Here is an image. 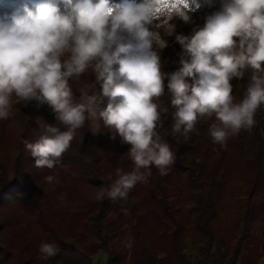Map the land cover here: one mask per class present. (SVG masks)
<instances>
[{"label":"clouds","instance_id":"9594fccd","mask_svg":"<svg viewBox=\"0 0 264 264\" xmlns=\"http://www.w3.org/2000/svg\"><path fill=\"white\" fill-rule=\"evenodd\" d=\"M201 8L214 9L203 26L191 35L177 33L175 21L191 24ZM172 36L183 50L177 53L181 67L165 73L160 51L168 47L164 37ZM87 73L95 81L74 98L71 82ZM246 76L237 100L231 81ZM166 89L175 109L172 131L185 140L203 117L215 118L208 131L221 145L252 129L264 106V0H24L0 13V120L13 116L16 105L35 102L36 108L48 105L64 126L45 125L46 134L35 143L21 138L34 166L61 165L86 121L93 134L102 124L113 140L118 135L130 146L132 169L117 167V178L98 187V200L126 201L153 166L167 175L174 154L157 131L168 112L158 103ZM45 180L59 183L54 175ZM58 251L56 242L41 243L39 259Z\"/></svg>","mask_w":264,"mask_h":264},{"label":"trees","instance_id":"16d2710c","mask_svg":"<svg viewBox=\"0 0 264 264\" xmlns=\"http://www.w3.org/2000/svg\"><path fill=\"white\" fill-rule=\"evenodd\" d=\"M23 3L0 0V13ZM210 12L195 17L182 33L202 27ZM164 38L162 71L172 73L181 67L177 53L183 50L174 36ZM94 81L91 73L72 81L74 98ZM231 83L233 95L241 99L247 76ZM170 101L166 89L158 103L168 112L157 131L174 162L163 176L153 166L147 182H138L126 201L96 198L98 187L117 178V167H133L130 146L118 135L113 140L102 124L101 132L93 134L92 122L86 121L61 165L47 169L34 166L21 138L35 143L46 134L45 125L63 129L52 109L18 104L13 116L0 120V264H93L100 251L107 254V264H258L264 257V106L252 129L229 135L221 145L209 135L214 117L200 118L187 140L173 133ZM106 103L104 98L101 107ZM48 175L59 183L48 184ZM188 237L195 240L190 262L183 256ZM44 242L59 246L47 261L39 259ZM160 253L166 257L158 260Z\"/></svg>","mask_w":264,"mask_h":264},{"label":"rangeland","instance_id":"374dc122","mask_svg":"<svg viewBox=\"0 0 264 264\" xmlns=\"http://www.w3.org/2000/svg\"><path fill=\"white\" fill-rule=\"evenodd\" d=\"M217 7H218V5H217ZM213 10L214 9L201 8V9H199L196 12L193 13L192 19H194L195 17H197V16H199V15H201L203 13H207V12H210V11H213ZM175 23L177 24V33H182L183 28L188 25V24H185V23H183L182 21H179V20L175 21ZM175 183H176V181H175ZM180 184L184 185V182H180ZM175 199L176 200L177 199H181V197H175ZM225 223L227 224V220H225ZM187 241H189V248H188V250L185 249V251L183 252V256L186 258V260L188 262H190V260H191V256H190L191 253L190 252H191V248H192L193 244L195 243V240L193 238L188 237ZM213 254H214V251H213ZM165 257H166L165 253H160L158 255L157 259L161 260V259H163ZM93 264H107V254L105 252L100 251L98 253V255L95 257V259L93 261ZM258 264H264V257L261 258L258 261Z\"/></svg>","mask_w":264,"mask_h":264}]
</instances>
